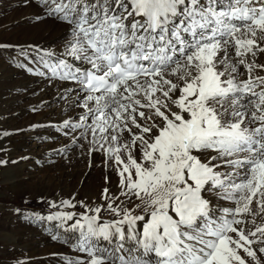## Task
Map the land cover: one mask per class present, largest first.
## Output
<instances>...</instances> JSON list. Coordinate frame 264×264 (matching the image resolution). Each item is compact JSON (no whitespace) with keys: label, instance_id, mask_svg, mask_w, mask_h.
I'll return each mask as SVG.
<instances>
[{"label":"snow or ice","instance_id":"1","mask_svg":"<svg viewBox=\"0 0 264 264\" xmlns=\"http://www.w3.org/2000/svg\"><path fill=\"white\" fill-rule=\"evenodd\" d=\"M42 3L66 35L38 74L76 85L64 126L118 177L43 218L66 264H264V0Z\"/></svg>","mask_w":264,"mask_h":264},{"label":"rangeland","instance_id":"2","mask_svg":"<svg viewBox=\"0 0 264 264\" xmlns=\"http://www.w3.org/2000/svg\"><path fill=\"white\" fill-rule=\"evenodd\" d=\"M3 1L4 0H0V5L2 4ZM12 1L11 2L13 4L12 5L13 7L12 6L8 8L0 7V42H6L8 44L10 43L19 44L21 42H24L23 40L26 38L20 37L18 35L16 36V34L13 35L15 31H13L12 29L19 27L21 25L23 18L26 19L29 16L31 17L35 16V13H32L31 10L28 15L26 16L24 15V17L20 18L19 15L25 10L23 9L25 7L23 8L20 7L21 5H19V3L16 4L18 0H12ZM27 2L32 3V1L30 0ZM37 13L38 11L36 12V14ZM11 20L12 22H10ZM46 20L48 19L39 20L38 22H44ZM5 34H10V35H5ZM22 48L13 49V50H2L3 48H0L1 49L0 62L2 61L0 63V68L2 69V70L0 69L1 70L0 71V161H5L6 159L5 156L8 155L9 153L11 155H9V157L7 158L10 159L12 158L13 160V161L12 160L7 161L6 162L7 164L4 163L5 165L0 164V262L1 264H3L4 260L16 256L13 252L15 246L18 245L20 248L24 247L28 239H34L35 237L38 236L41 237L44 232L45 233L48 232L52 234L53 231L51 230L52 229L51 226L54 224V222L55 224L57 222L47 221L46 219L43 218H46L48 215L58 212V209H56L55 207H51V205L54 204V199L51 198H55L54 197L55 194H52L53 193L52 191H54V186L58 182L62 183V188H63L62 191L64 190L63 193L66 194L67 192L73 193L75 190H77V187H82L83 189L86 186L88 189H96L98 191L101 185L107 183L108 181V177L105 175L106 172L105 166L107 161L104 160L105 158L102 152L97 151L99 157L94 161L93 157H91V154L89 155V152L86 151L87 145L85 141H83L82 139L73 140L74 137L71 134L68 135L62 131L49 132L50 129L45 130L48 128L47 125H43L42 127H37L36 128L37 131L36 130L35 131H36V135L38 134L39 137L42 136L47 140L50 134H55L53 137L55 142L53 145H50L51 146L50 149L45 150L44 147H41L40 149L41 152L53 151L51 153L53 157L43 158L42 153L41 155L38 153L37 155L38 158L37 159L33 158L31 159L30 162L34 164L32 165V167L34 166L35 168L29 169L30 165L25 167L27 169L26 175H23L24 177L21 176L17 179L18 172L16 171L17 170L16 168L19 167V163L17 162V157H18V153H21L24 150L23 145L19 146V144H21V142L24 140L20 136H22V134L24 133L28 136V133H26L24 130L25 129L27 130L28 128L33 129V127L36 125L34 123L40 120L39 118H41L42 123H44L43 120H48V119H49L48 121H51L52 123L58 122V121H53L54 119L51 117L50 118L43 117L44 113L47 110L56 109L53 103H48L49 105L47 104L48 105L47 108H41V110H39V108H36L34 110L33 108H31V106H35V107L38 106L39 104L38 95L33 94V91H30L28 89L20 88V83L22 82L23 77L17 78L16 75L21 71L20 70L21 63L15 64L11 60L13 59L14 54L26 50ZM18 50L21 51L19 52ZM7 52L9 55L5 54ZM34 60L36 61V58ZM5 65H7V68L4 67ZM27 92L29 93L27 94ZM69 120L73 122L72 118H70ZM76 130L82 131V129H76ZM5 133H7V135H5ZM25 139H27V137H25ZM29 141H28L29 144H33L34 142V140L31 139ZM49 142L52 141L48 140L47 143ZM66 143L70 145L68 151L65 149L69 145L67 146L63 145ZM81 144H85V147L82 148ZM13 153L15 154L13 155ZM84 170L86 171L88 170V173H90L91 171L89 176L86 177L87 174L83 176V178L87 179L86 181H84L86 184L84 182H80V175L76 176L73 179L67 178V174L69 173L71 174L75 172L76 174L77 172L78 174H81L82 172H84ZM115 177L118 179L116 174ZM16 181L17 183H22L20 186H18L20 188L12 187V185L16 183ZM37 183L41 184V186L51 185V186H47L49 187L48 189H52L50 192H48L49 195L48 194L42 195L43 198H39L38 196L36 197V195H34L36 193V188L33 186L36 185ZM39 194H41V192H39ZM66 198L68 199L67 196L61 197L60 201L61 200L66 201L67 200ZM69 200L71 201V199ZM81 201L82 200L79 199L77 202L76 213H81L85 211V208L82 206L83 203ZM17 209H19V212L17 211ZM41 213H45L44 214L45 216L43 217H40V215L37 216V214H41ZM103 215L107 217L108 214L107 212H105L103 213ZM59 244L61 243H58L57 245ZM22 255H24V253ZM47 257L48 256L40 257L39 258L40 261L43 260V262L41 261L38 264H42V263L66 264L67 262L63 258L56 257L54 258V261L53 259L51 261L48 260ZM27 258L29 259V260L27 259L29 263L31 262L32 259H34L33 257H27Z\"/></svg>","mask_w":264,"mask_h":264},{"label":"bare ground","instance_id":"3","mask_svg":"<svg viewBox=\"0 0 264 264\" xmlns=\"http://www.w3.org/2000/svg\"><path fill=\"white\" fill-rule=\"evenodd\" d=\"M11 1L12 0H4L2 2V4L0 5V7H5V8L11 7L13 5L12 4L13 1L12 2ZM27 1H29V0H24V1L18 0L16 2V4L19 3V5H21L20 7H22V8L25 7V8H23L25 10L19 15V17L22 18V17H24V15L25 16L28 15L31 10H32V13H35V16H32L33 18L31 16H29V17L27 16L28 18H26V19L23 18L21 25L17 28L12 29L13 31H15V33H13V35L16 34V36L18 35L20 37L26 38L23 40L24 42L19 43V45H24L25 48H22V49H26V50L22 51V52H20L22 49L18 50L20 53H16L17 55L14 54L13 59L11 61L15 64L21 63V69H20L21 71L17 75L15 74L17 76V78L23 77L22 82L20 83V88L28 89L30 91H33V94L38 95V98H39L38 106L37 107L31 106V108H33L34 110L36 108H39V110H41V108H47L49 105L48 103H53L55 105L56 109H49L44 113V116H43V114H42V116L44 118H46V117L50 118L51 117L54 119L53 121H58V122L52 123L51 121H48L49 120L48 119V120H43L44 123H42L41 118H39L40 120H38L36 123L33 122L34 124H36L35 125L36 127L33 125L34 126V127L32 126L33 129L28 128L27 130L26 129L24 130L26 133H28V136L25 133L22 134V136H20L24 139L23 140L24 142L22 141L21 144H19V146L23 145V149L25 151L22 149L23 151L21 153H18L17 162L19 163V167L16 168L17 169L16 171L18 172L17 179L23 175H26L27 169L25 167L30 165L29 169L35 168L34 166L32 167V165H34V164L30 163V162H31V159H33V158L37 159L38 158L37 157L38 153L40 155L42 153L43 158L53 157V155L51 154L53 151L41 152L40 149H41V147H44L45 150L50 149V147H51L50 145H53L55 142L53 139L55 134H50L48 136V140H50L52 142L47 143L48 140L46 138H44L42 136L39 137L38 134L36 135V131H37L36 128L42 127L43 125H47L48 128L45 130L50 129L49 132H56V131L60 132V131H62V132H65V134L66 133L68 135L71 134L73 137H79L81 130H73L70 128H66L64 126V122L69 121L70 118H72L73 122H75L79 118V116L82 114V111H83L82 109H80L79 107L76 106V101H77L78 97L76 95V85L75 84H73V83L69 84L67 82L62 83L56 79L50 80L49 79L50 74L45 75V76H41L38 74L40 72H47V70L45 68H43L42 64H40V62H39L40 56L43 55V53L46 51H56L58 48L62 49V46L65 42V35H66L65 25L63 23L59 22L58 20H56L50 16L45 15L44 5L42 3V0H30V1H32V3L27 2ZM25 2H27V3H25ZM37 11H38V13L36 14ZM45 19H48V20H46L44 22H38L39 20H45ZM12 20H14V19H12ZM12 20L10 22H12ZM33 20H34V22H33ZM10 34H5V35H10ZM2 43H6V42H0V44H2ZM6 44H8V43H6ZM2 50H13V49H2ZM5 54H8V52ZM35 58H36V61L34 60ZM4 67L7 68V65H5ZM29 68H31L33 71L29 72L28 71ZM69 89H72V91H70ZM28 93L29 92H27V94ZM40 102H41V104H40ZM42 111H43V109H42ZM38 129H40V128H38ZM25 137H27V139H25ZM30 139L34 140V142L32 141L33 144L28 143V141ZM73 140H75V139H73ZM62 141H63V139H62ZM63 145L67 146L69 144L66 143ZM62 147H65V146H62ZM69 148H70V145L65 150L68 151ZM14 154L15 153H13V155ZM9 155H11V154L9 153L6 156L4 155L6 157V159L4 158L5 162L12 160V158L11 159L7 158V157H9ZM14 157H16V156H14ZM91 157H93V160L95 161L99 157V154L97 152L91 153ZM104 160H106V159H104ZM38 162H40V161H38ZM87 162H88V160H87ZM105 168H106L105 169L106 170L105 175L108 177V181H107V183H104L103 185H101V187L99 188L100 191L99 190L97 191L96 189H88L86 186L83 189H82V187H77V190H75L73 193L67 192L66 194H64L63 193L64 190L62 191V189H63L62 183L58 182L54 186V191H52L53 193L51 192L52 194H55V196H54L55 198H51V199H54V204L56 205L55 208L58 209V212L69 211V212H75L76 213V205H77V202L79 199L82 200L81 202L83 203V205L86 204V205H89L91 207H95L98 204L104 203V201L101 199V193L105 187L109 188L110 193H117L118 192V179L115 177V172L111 168L108 167V163H106ZM50 170H51V168H50ZM47 171H48V169H47ZM90 173H91V171H90ZM90 173H88V170L87 171L84 170V172H82L81 174H78L77 172L75 174V172H73L71 174L70 173L67 174V178L73 179L76 176L80 175V182H84L87 179L83 178V176L85 174H87L86 175V177H87L90 175ZM19 180H21V179H19ZM23 183H26V182H23ZM21 184L22 183H17V181H16V183H14L12 185V187H18ZM27 184H28V182H27ZM47 186H51V185L41 186V184H39V183L34 185L33 187L36 188V193L34 195H36V197L38 196L39 198H43L42 195H47L48 192H50L52 190V189H48L49 187H47ZM18 188H20V187H18ZM39 192H41V194H39ZM32 194H33V192H32ZM65 196L68 197V199L66 198L67 201L69 199H71V203L74 204L75 207L65 206L62 203L63 201L62 200H61L62 202L60 201V198L65 197ZM51 197H52V195H51ZM51 228H52L51 230L53 231L52 234L48 233V232L47 233L44 232L43 235L41 234L42 235L41 237L38 236V237H35L34 239H28L27 242L25 243L24 247L20 248L18 245L15 246L13 252L16 256L11 257L10 259L4 260L3 264H17L18 261L22 262V264H26V263L27 264H38L41 261L43 262V260L40 261V259H39L42 256H48L47 259L51 260V261H52V259L54 261V258H56V257L63 258L65 261H67L69 259L74 260V259H78V258H83L85 256L84 253L77 252L71 246V244H65L63 242L64 239H66L70 234L64 233L62 230L56 228L55 222L51 226ZM54 234L57 235L59 237V239L53 240L52 235H54ZM56 243L57 244L61 243L64 246L61 244L57 245ZM54 245H56V246H54ZM23 253H24V255H22ZM27 257H33L34 259H32L31 262L29 263V261H27V259H28ZM41 259H44V258H41ZM47 259H44V260H47ZM0 264H1V262H0ZM42 264H44V263H42Z\"/></svg>","mask_w":264,"mask_h":264}]
</instances>
